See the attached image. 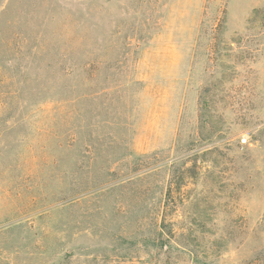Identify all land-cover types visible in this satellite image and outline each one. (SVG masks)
<instances>
[{
    "label": "rangeland",
    "instance_id": "1",
    "mask_svg": "<svg viewBox=\"0 0 264 264\" xmlns=\"http://www.w3.org/2000/svg\"><path fill=\"white\" fill-rule=\"evenodd\" d=\"M0 264H264V0H0Z\"/></svg>",
    "mask_w": 264,
    "mask_h": 264
},
{
    "label": "trees",
    "instance_id": "2",
    "mask_svg": "<svg viewBox=\"0 0 264 264\" xmlns=\"http://www.w3.org/2000/svg\"><path fill=\"white\" fill-rule=\"evenodd\" d=\"M205 106H206V103H203V107H204V108H202V111H203L202 113H204V111H205ZM198 263H199V262H198Z\"/></svg>",
    "mask_w": 264,
    "mask_h": 264
}]
</instances>
